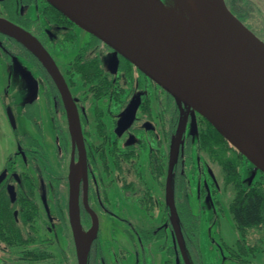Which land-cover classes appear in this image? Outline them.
<instances>
[{
	"label": "flooded vegetation",
	"instance_id": "af4514ba",
	"mask_svg": "<svg viewBox=\"0 0 264 264\" xmlns=\"http://www.w3.org/2000/svg\"><path fill=\"white\" fill-rule=\"evenodd\" d=\"M162 1L168 4L172 3V0ZM15 2L16 7L12 8L11 6L13 3H11V0H0V17L22 28L25 31L24 34L33 39L41 56L13 35L0 29V58L3 62L12 65L15 68L14 78H9V80L5 82V85L0 90V126L6 123L8 127V134H10L13 142L12 149L7 153L6 156H4V159L0 164V209H5L8 211L10 215V228L14 229L15 227H19L24 235L30 234L31 237L28 239H26L27 237L23 238L27 240L25 242L23 240L12 241L9 244H5L4 241L0 240V249L3 247L7 252L17 250L20 253L18 259L22 262H25V264H48V260L52 259L54 254L52 253L49 258H46L43 251L48 250L46 240L49 239L51 241L49 247H51V245L54 246V240L47 236L41 237L40 218L42 213L47 216L50 205L53 207L55 215L54 217L60 222L64 233L67 231L63 223L65 218L67 219L71 235L73 236L69 221L70 167L67 168V180L65 179L64 181L67 187L65 198L66 214H64L62 204L60 202L61 198L59 196H54V199L50 201V205L48 202V183L45 176V174L47 175L46 166L48 161L45 145L42 142L43 139L44 141L47 139V126H51L52 128L50 135L55 134L59 139L63 138L64 131L68 130V134L71 135L72 118H75L78 121V124L79 122L81 124H79V126L82 131L84 148L86 152L87 185L85 199L88 206H86L83 202L84 176L81 171L79 160L80 147L75 134H73L74 138L76 139L74 146H72L75 156L74 162L79 163L81 171L77 188L79 221L81 227L84 230H89V228L93 225L92 212L96 214L98 219L97 232L99 228V214H106L110 217H115L120 220V217L114 214V212H111L108 207L109 198L107 195V190L113 183L117 185L119 196H121L124 200L133 201L139 206L143 213H146L150 218L152 217L154 210L147 212L138 204V200L142 197L141 193L143 192H146L148 196L152 197L153 201L156 203L153 195L145 186L143 176L141 174V168L138 166L140 154L143 156L146 155V157H148V167L151 154L156 155L154 158L159 159V161L162 163V169L165 176L164 194L167 201L170 200L171 202V199H173L172 201L179 218V210L176 203L185 202L190 208L188 200L190 183L185 177V171L191 167V149H193V146L197 151H199L196 147L197 133L195 137L189 133L182 134L180 140H178V148L180 146L179 155L177 157L175 154L173 166L171 168V182L167 190L166 178L169 164H167L166 168L163 167L162 154L159 148L161 138L159 137L158 132L155 130V125L152 122L153 112L151 101L153 96L150 94L148 86H152L154 95L153 98L156 100V102L158 100L159 109L155 116L159 122L158 129L160 128L162 131V140L166 142L168 146L171 145L172 139L174 138L175 134L177 135L178 133V127L180 123L178 111L183 112V107H179L174 98L167 91L160 87L151 78L146 76L133 63L116 52L106 42L75 23L60 10L57 9L60 14L55 13L51 7L52 5L47 0H15ZM27 5L36 6V16L29 17L25 14V7ZM226 5L228 6L227 3ZM228 8L230 9L229 6ZM80 32L82 35L81 37H84L83 43L78 48H75V52L72 54H66L68 49L74 47L77 38L80 36ZM62 50H64V52ZM58 52H63V55L65 54V69H62L61 62L56 57ZM111 54L114 56L111 57ZM95 57H97L99 60L101 72L108 75V77H112L114 85H112L111 89H113L115 96L111 95L109 97L96 98L93 95L92 90V86L95 82H88L82 78V74L78 71L77 68L79 67L80 63H84L86 60L91 61ZM50 59L54 62L56 68L61 74L72 98L71 100H68L64 95L61 85L57 81L52 69L50 68ZM126 69H129V71H126ZM31 71H33L32 74ZM129 74H131V76ZM75 75H78V78L82 81L84 87L87 86V92L91 94L94 101L103 100L107 104L106 111L112 117L111 119L114 136L111 137L109 134L108 126L103 118L104 110L100 106L95 107L94 118L95 127L97 123V116H100L102 122L104 123L105 128L107 129L106 141L103 137H101L96 127V133L100 138V142L97 144L87 142L85 134L88 133L87 126L89 121L84 113L83 100L85 99H77V96H75L72 91V87L76 81L74 79ZM114 97L116 98L114 99ZM131 98L133 99V102L130 104V108H128L126 113L124 112L119 118H116L111 105L124 104L122 106L124 107L126 106L125 103H128ZM71 105H73L75 108V115H73ZM133 108L135 109V113L132 122L126 127H120L119 125L121 120ZM187 109L193 110L191 108ZM77 113L79 118L76 116ZM194 113L197 114L196 111H194ZM61 118L63 122L65 121V126L62 123ZM69 123L71 125V130ZM141 131H146L150 134V136L156 139L157 146H149L146 149H142L139 140L133 138ZM104 141L105 146L102 147V143H104ZM130 143H135L137 145V148L134 149V152L138 155L136 162L138 175H136L135 171L132 169L133 167L124 161V155L127 153L128 144ZM62 148H64V144ZM113 149L116 153H118L117 155L121 159L120 171L117 170L113 165L115 159L114 155L111 153ZM99 153H105V155H107L109 167L108 173L103 170ZM89 154H91V157L93 158L92 161H90L91 157ZM127 171L132 172L133 178L128 177ZM112 173L114 174L113 178L111 177ZM150 174L152 175L151 172ZM152 178L156 182L160 181V179L154 178L153 175ZM205 179L208 180L206 177ZM209 181L208 189L209 192L211 191V198H213L211 201L215 204L216 208H218V204L220 203L218 199L219 188L218 186L216 187L211 178ZM131 182H133V184ZM56 183L58 184L59 180H55V185L57 187L58 185ZM201 189L202 191L204 189V191L207 192L205 190V186H203ZM202 195L206 197L203 192L200 194V196ZM94 206H96V208ZM31 210V215L27 216V213L29 214ZM82 212H87L89 216V224L87 226H84L82 223ZM169 215L174 217L171 203L168 206V211L165 213L164 217L166 218H164L163 222L160 224L165 225L166 227V237L168 235L169 228L170 230H173V227L169 225V221L167 220V216ZM130 225L133 229L132 225L134 224ZM234 226L238 233L236 239H234V246L228 245L226 243V247H222V245H220L219 248L221 252L224 250V248L227 251L228 249L234 250L236 255L234 259L230 258L229 255L226 256V258H228V260L234 264H253V258L258 252H261L262 250L260 248V242L264 240V236H259L258 239L260 241L256 243L250 244L246 242L252 246L253 250L246 251V254H243L240 257L238 253L240 232L235 224V221ZM46 231L49 233H54V230L50 227H47ZM261 233H264V229ZM258 234L260 233H257V237ZM133 235L141 243L143 250H145V256L152 260V253L149 252L152 250V248L148 249V247L142 243L141 239H139L135 234L134 229ZM251 235H256V233L250 234L248 237H246V241H248V238ZM74 242L76 243L75 239ZM185 245L191 247V244L186 241H182L184 254L188 264H190L186 255ZM176 246L174 244H170V246L167 248L168 252L164 247L161 249H156V252H165L166 255L173 258V263H170V259H165L164 264H176V251L181 258V263L186 264L182 257L178 242H176ZM169 247H172L173 249H170ZM49 251L51 252L50 249ZM38 252H41L42 254L39 258L36 256V253ZM28 253H31V255ZM98 253H100L101 256L99 258ZM95 261H98L99 264H109L108 259L104 257L103 250L98 243L97 234L92 239L87 253V264H95ZM141 261L143 260H141V257L139 258L137 255L135 264H141ZM195 261L196 264H201V258H195ZM177 264L179 263L177 262Z\"/></svg>",
	"mask_w": 264,
	"mask_h": 264
},
{
	"label": "rangeland",
	"instance_id": "374dc122",
	"mask_svg": "<svg viewBox=\"0 0 264 264\" xmlns=\"http://www.w3.org/2000/svg\"><path fill=\"white\" fill-rule=\"evenodd\" d=\"M256 5V9L249 11V15H245L244 18L246 23L249 24V28L252 32L258 34L261 38H264V0H250ZM25 14L29 17H34L37 15V8L34 5H27L25 7ZM245 14V13H244ZM245 25V24H244ZM80 36L77 38L74 47H71L67 50L66 54H72L75 52V48H78L82 43L84 37ZM64 52V50H62ZM62 52V53H63ZM58 52L56 55L57 59L61 62L62 69H65V54ZM114 55L111 54V57ZM109 61V60H108ZM33 71H31V74ZM15 68L14 66L3 62L0 58V90L5 85V82L9 78H14ZM75 84L72 87V91L77 96V99L83 100L84 104V113L88 118V133H86V138L88 143H98L100 138L96 133L95 127V107L100 106L104 110V121L108 126V131L111 137L114 136L113 126H112V117L107 113L106 108L107 104L105 101H94L90 93L87 92V86L84 87L82 81L78 78V75L74 76ZM150 94L153 95L152 86H148ZM152 97V112L153 120L152 122L155 125V130L158 132L160 139V152L162 154L163 167H167V164L172 162L175 158V154L178 157L179 148L178 144L182 134L189 133L194 137L196 136L197 121L199 119V114H195L193 110L187 109L189 107L182 105L183 112L178 111L179 115V129L177 135L175 134L172 139L171 145L168 146L166 142L162 140L161 129L159 127V122L155 116L158 112L159 105L158 100ZM133 102L131 98L128 103L122 107L124 104H112L111 108L114 110L116 118H119L124 112L126 113L130 104ZM182 109V108H181ZM180 109V110H181ZM190 110V111H189ZM58 114V113H57ZM77 118H79L77 113ZM60 120V119H59ZM62 123L63 122L61 118ZM62 124V125H63ZM80 124V122H79ZM81 125V124H80ZM71 130V125L69 123ZM6 123L0 126V164L4 159V156L12 149V139L10 134H8ZM48 135L46 141L43 139V144L45 145L46 155H47V183H48V195H49V205L50 201L54 199V196H59L61 198L60 202L62 204V209L64 214H66L65 209V198L67 187L64 183L65 174L67 173V168L74 162L75 156L73 153L74 142L76 139L71 130V135L68 134V130L64 131L63 138L59 139L56 135H50L52 128L47 126ZM134 139L139 140L141 143L142 149H146L149 146H157L156 139L150 136L146 131H141L137 136L133 137ZM64 144V148H62ZM192 154V163L191 167L185 171V177L190 183V189L188 192V200L190 208L193 213L199 217V251L201 254V264H234L226 256H228V251L224 248L221 252L219 246L226 247L228 245L234 246V239L237 237V231L234 226L233 217L229 211V203L233 197L234 190L231 185H226L222 179V169L221 166L209 159L208 155L203 151H197L194 146L191 149ZM176 157V161H177ZM138 166L141 168V174L145 186L148 188L150 193L153 195L154 200H156V207L154 209L153 215L150 218L146 213H143L139 206L130 200H124L119 196V190H117V185L115 183L111 184L107 190V195L109 198V210L114 212L117 216L120 217V220L117 218L110 217L106 214H99V228L98 232V243L100 244L104 257L108 259L109 264H135L137 255L141 257V264H164V260L170 259L173 263V258L166 255L165 252H156L158 249L157 245L164 243V248L167 251L170 244L176 246L177 236L181 238V229L179 226L178 216L175 219L172 215L167 216L169 225L173 227V230L168 231L167 237L164 240L158 241L156 244L151 245L152 250L149 251L152 253V260L145 256L141 243L133 235V229L130 224L140 226L142 228L148 229L151 226H158L163 222L165 213L168 211V206L170 200H166L165 197V176L160 178L159 182H156L152 175L150 174L148 167V157L146 155L140 154V160ZM241 182L244 187L249 186L254 180H262L264 183V172L254 165L249 159L243 161L241 165ZM129 178H133L131 171H127ZM114 174L112 173L111 177L113 178ZM205 177L208 179L206 180ZM214 182L216 187L219 188V204L216 208L215 204L211 201V191L209 192V181ZM52 182H51V181ZM55 180L59 183L56 187ZM173 181V180H172ZM209 181V182H208ZM171 182V181H170ZM205 186L207 192L202 191V187ZM205 194L200 196V192ZM218 192V190H217ZM207 199V200H206ZM48 205V206H49ZM96 208V206H94ZM47 216L43 213L40 218L41 223V237L47 236L54 240V246L51 245L49 249L54 254V257L48 260V264H77L75 256V247L76 243L74 242L71 231L64 230L60 225V222L55 219L53 207L48 208ZM52 215V217H51ZM50 216V217H49ZM124 218V219H123ZM126 220V221H125ZM176 224H175V221ZM174 221V222H173ZM50 227L54 230V233H49L46 231V228ZM256 235H251L248 238V243H256L260 241L259 236H264V233ZM262 234V235H261ZM182 241V239H181ZM261 243V252H258L253 258V264H264V240ZM1 247V246H0ZM177 247V246H176ZM147 250V249H146ZM186 255L190 264H196L194 254L192 253L191 247L185 245ZM168 252V251H167ZM20 253L17 250L12 252H7L2 247L0 249V264H25L18 259ZM176 264L181 263V258L176 251L175 254ZM13 257V258H12ZM138 264V263H137Z\"/></svg>",
	"mask_w": 264,
	"mask_h": 264
},
{
	"label": "bare ground",
	"instance_id": "6f19581e",
	"mask_svg": "<svg viewBox=\"0 0 264 264\" xmlns=\"http://www.w3.org/2000/svg\"><path fill=\"white\" fill-rule=\"evenodd\" d=\"M106 5L120 22L153 35L176 51L200 58L224 76L245 86L264 87V42L240 20L216 10L210 0H176L173 9L159 0H106ZM0 29L41 56L33 39L24 33L1 21ZM186 88L235 137L233 144L256 166L264 168V140L252 133V120L234 115L212 96L190 86ZM80 174L79 163L73 162L69 171V221L76 243L82 245L92 228L84 230L79 221Z\"/></svg>",
	"mask_w": 264,
	"mask_h": 264
},
{
	"label": "water",
	"instance_id": "95a60500",
	"mask_svg": "<svg viewBox=\"0 0 264 264\" xmlns=\"http://www.w3.org/2000/svg\"><path fill=\"white\" fill-rule=\"evenodd\" d=\"M47 1L75 23L106 42L116 52L133 63L146 76L151 78L160 87L167 91L180 107L185 105L206 118L232 144L235 137L223 127L214 115L210 114L198 98L187 90L186 86L193 87L204 94L212 96L228 111L232 112L236 116H248L252 120V128L254 130L252 133L264 140L263 86H245L234 79L224 76L220 71L216 70L200 58L184 52L176 51L172 47L155 39L153 35L120 22L109 11L106 5V0H67V2L64 0ZM159 1L167 8L173 9L176 0H172V3L169 4L162 0ZM210 2L216 10L238 19L228 8L224 0H210ZM0 21L8 27L25 33L22 28L14 25L6 19L0 17ZM49 65L57 81L61 85L64 95L68 100H71L72 98L68 88L51 59L49 60ZM134 113L135 109L133 108L121 120L119 126H128L134 118ZM71 125L73 134H75L80 147L79 160L81 171L84 176L83 202L86 206H88L85 199L87 185L86 152L82 131L75 118L71 119ZM171 168L172 162H170L168 166L166 178L167 190L171 179ZM259 168L264 172V168ZM172 200L173 199H171L170 202L171 208L174 218L177 219L176 209ZM92 214L93 225L89 228V230L92 228L90 236L84 244L80 245L76 243L77 264H87L89 245L92 239L96 236L98 219L94 212H92ZM177 242L179 244L182 257L185 263L188 264L182 248V241L179 236H177Z\"/></svg>",
	"mask_w": 264,
	"mask_h": 264
},
{
	"label": "trees",
	"instance_id": "16d2710c",
	"mask_svg": "<svg viewBox=\"0 0 264 264\" xmlns=\"http://www.w3.org/2000/svg\"><path fill=\"white\" fill-rule=\"evenodd\" d=\"M230 7L231 12L247 27L250 28L249 24L246 23L244 18L245 15H249V11L256 9V5L250 0H225ZM12 8L16 7L15 0H11ZM52 5V4H51ZM55 13H59L55 6H51ZM245 13V14H244ZM60 14V13H59ZM256 34V33H255ZM262 41L261 38L256 34ZM128 65V64H127ZM127 68V67H126ZM82 74V78L88 82H95L92 86L93 95L96 98L109 97L111 95L115 96L112 85H114L112 77L103 74L100 69L99 60L95 57L91 61H85L80 63L77 68ZM129 71V69H126ZM131 76V74H129ZM116 97H114L115 99ZM146 102V100H145ZM144 102V103H145ZM96 127L101 135L106 141L107 129L102 122L100 116L96 117ZM197 139L196 147L199 151L205 152L209 159L218 163L221 166L223 180L226 185H231L235 193L229 203V210L232 213L233 220L240 232V237L238 241L239 255H245L246 251H252V246L246 243V237L250 234L257 232H263L264 229V184L261 180L254 181L250 186L244 187L241 182V165L243 161L247 160V157L240 152L227 138H225L206 118L199 116L197 121ZM105 141L102 143V147L105 146ZM114 146V145H113ZM135 148L137 145L135 143L128 144V151L124 155L125 162L132 166L136 175H138L137 170V158L138 155L135 154ZM115 159L113 165L117 170H121L120 163L121 159L113 149L111 151ZM100 161L103 166V170L108 173V160L105 153H99ZM91 157V154H89ZM154 154L150 156L149 168L154 178L160 179L163 175L162 163L159 159L154 158ZM93 158H90L92 161ZM123 161V162H124ZM65 179L67 180V173L65 174ZM133 184V182H131ZM129 187V186H127ZM178 191V189H177ZM142 197L138 200V204L147 212L154 210L156 203L153 201L152 197L148 196L146 192L141 193ZM179 210V226L181 229V239L183 242H188L191 244L192 253L196 259H200V251L198 246L199 238V217L194 214L188 207L187 203L181 202L176 203ZM31 212L28 215H31ZM82 223L84 226L89 224V216L87 212H82ZM9 213L5 209H0V240L4 241L5 244H9L12 241H27L30 238V234L24 235L19 227L14 229L9 227ZM166 221V220H165ZM64 226L66 230L70 231L67 219L64 218ZM135 234L141 239L142 243L149 248L151 245L156 244L158 241L164 240L166 237L165 225L151 226L148 229H144L135 225H132ZM48 250L43 251L46 258L52 255L49 251V245L51 241L46 240ZM165 246L164 243L158 244L159 249ZM170 248V247H169ZM175 248V247H174ZM170 249H173L172 247ZM175 252V251H174ZM228 255L230 258L234 259L236 257L233 249H228ZM31 255V253H28ZM41 252L36 253V256L41 257ZM101 257L98 253V258ZM240 258L239 256H237ZM89 260V258H88ZM95 264H99L95 261ZM102 264V263H101Z\"/></svg>",
	"mask_w": 264,
	"mask_h": 264
}]
</instances>
